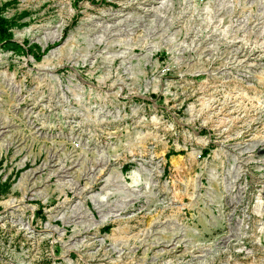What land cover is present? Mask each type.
<instances>
[{"label":"rangeland","instance_id":"374dc122","mask_svg":"<svg viewBox=\"0 0 264 264\" xmlns=\"http://www.w3.org/2000/svg\"><path fill=\"white\" fill-rule=\"evenodd\" d=\"M0 23V264H264V0Z\"/></svg>","mask_w":264,"mask_h":264},{"label":"trees","instance_id":"16d2710c","mask_svg":"<svg viewBox=\"0 0 264 264\" xmlns=\"http://www.w3.org/2000/svg\"><path fill=\"white\" fill-rule=\"evenodd\" d=\"M11 37H12V34L10 31L7 30V28H5L1 23H0V43L1 42H11ZM19 49H21L22 51L24 50L22 48V46H18ZM48 49H44L43 52L41 53H36L32 50V48H28V52L32 53V55L34 56V58L36 60H40L43 56V54L47 51Z\"/></svg>","mask_w":264,"mask_h":264}]
</instances>
